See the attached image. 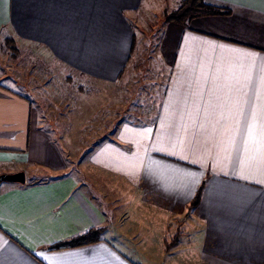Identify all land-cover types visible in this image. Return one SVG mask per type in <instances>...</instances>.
I'll use <instances>...</instances> for the list:
<instances>
[{
    "label": "crops",
    "instance_id": "1",
    "mask_svg": "<svg viewBox=\"0 0 264 264\" xmlns=\"http://www.w3.org/2000/svg\"><path fill=\"white\" fill-rule=\"evenodd\" d=\"M205 3L231 14L183 26L173 0H0L17 60L110 86L103 114L120 116L70 159L39 104L51 78L0 58V175L26 174L0 183V264H264V0ZM93 228L102 242L50 250Z\"/></svg>",
    "mask_w": 264,
    "mask_h": 264
},
{
    "label": "rangeland",
    "instance_id": "2",
    "mask_svg": "<svg viewBox=\"0 0 264 264\" xmlns=\"http://www.w3.org/2000/svg\"><path fill=\"white\" fill-rule=\"evenodd\" d=\"M178 2L179 0H173V8L178 5ZM6 51H14L15 54L8 55ZM17 51L18 48H9L7 41L3 38L0 39V58L6 62L13 61V67H17L19 70L24 65H30L29 69H32L34 74L41 77L40 79L43 81L40 88L44 87V83L46 82L45 77H50L53 81L54 86L52 88L44 89L40 93L39 104L44 112L45 125L47 122L49 123L47 128L55 130L58 136H62L60 134L65 133L62 137V142L61 140L60 142L70 159H75L77 155H84L85 147L90 148L96 139L98 140L108 135L107 131H111L110 128L112 127L113 120L120 118L119 116L113 119L115 113L109 115V117H105V114H103L102 108L106 107V97L109 95L110 86L101 83L90 86L76 73L72 71L64 72L62 68H58L56 65L55 67L49 66L48 62L36 59L32 60L30 56H22L17 60L20 57ZM23 59H26V61L24 62ZM135 92L134 87L132 95H126L124 98L122 96V99H129L127 102L129 108L139 99L138 94H134ZM115 99L117 100L113 95V100ZM120 101L118 102L119 108H121ZM151 105L152 103L143 104L146 110ZM112 110L115 111L116 109L112 107ZM84 132L86 133L84 134ZM88 137L89 139L87 140ZM85 140H87V145L84 143ZM175 238L171 239L169 244Z\"/></svg>",
    "mask_w": 264,
    "mask_h": 264
},
{
    "label": "trees",
    "instance_id": "3",
    "mask_svg": "<svg viewBox=\"0 0 264 264\" xmlns=\"http://www.w3.org/2000/svg\"><path fill=\"white\" fill-rule=\"evenodd\" d=\"M230 14V10L207 5L205 0H181L178 7L172 13L167 15V20L185 26L199 18L228 16ZM57 67L62 68L64 72H70L69 69L62 67L60 64ZM204 185L205 182L202 183L196 192V195L189 206L188 213H191L200 204ZM105 232L106 228H93L69 240H65L51 246L50 250L62 251L98 244L103 241L102 238ZM175 237L176 238L173 242L167 244L168 249H171L178 244V239L180 240V233H178Z\"/></svg>",
    "mask_w": 264,
    "mask_h": 264
},
{
    "label": "water",
    "instance_id": "4",
    "mask_svg": "<svg viewBox=\"0 0 264 264\" xmlns=\"http://www.w3.org/2000/svg\"><path fill=\"white\" fill-rule=\"evenodd\" d=\"M0 183H26V174L24 172H18L14 174H2L0 175Z\"/></svg>",
    "mask_w": 264,
    "mask_h": 264
}]
</instances>
